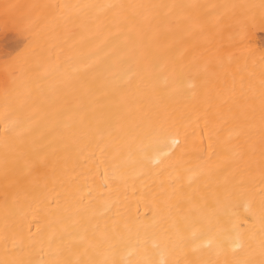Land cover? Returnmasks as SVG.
I'll list each match as a JSON object with an SVG mask.
<instances>
[{"label": "bare ground", "instance_id": "bare-ground-1", "mask_svg": "<svg viewBox=\"0 0 264 264\" xmlns=\"http://www.w3.org/2000/svg\"><path fill=\"white\" fill-rule=\"evenodd\" d=\"M259 3L0 0V261L258 262L264 26L219 5Z\"/></svg>", "mask_w": 264, "mask_h": 264}, {"label": "snow or ice", "instance_id": "snow-or-ice-1", "mask_svg": "<svg viewBox=\"0 0 264 264\" xmlns=\"http://www.w3.org/2000/svg\"><path fill=\"white\" fill-rule=\"evenodd\" d=\"M9 6L5 5L7 9ZM46 7H51L53 9H63L69 6L67 5H49ZM85 7H96V6H85ZM100 8H107L113 10H123L125 8H135V9H152L157 7H185V6H161V5H122V4H109V5H101ZM225 11V14L228 15L229 19H235L238 15L243 14L245 16H250L252 22H258L264 26V0H260V3L257 4H245V5H238V4H223L219 5ZM259 9V16L257 18L256 10ZM238 10H246L241 13ZM7 16V11L5 12ZM196 84L192 81H189L187 84L188 89H195ZM259 102V111H260V121H261V133H262V144H264V82H262L261 92L258 98ZM171 146H179V140L172 138L170 140ZM261 164L264 166V148L261 150ZM155 162V161H154ZM262 201H261V212L259 216L260 221V235H259V255L260 260L257 262L251 258H249L252 254V245L251 243H246L243 239H241L240 235L237 234L235 240L232 242L230 252H231V259H225L224 264H264V190H262ZM227 196V194H226ZM255 240V237L251 238ZM15 247V246H14ZM22 251V250H21ZM219 255V254H217ZM0 264H29V262L19 260V259H12L9 261H0ZM92 264H109L108 260H101V261H93ZM201 264H220L219 260H204Z\"/></svg>", "mask_w": 264, "mask_h": 264}, {"label": "rangeland", "instance_id": "rangeland-1", "mask_svg": "<svg viewBox=\"0 0 264 264\" xmlns=\"http://www.w3.org/2000/svg\"><path fill=\"white\" fill-rule=\"evenodd\" d=\"M6 42H15L16 44H14L7 51L3 49V51L0 50V62H7V60L13 59L17 54H19L22 48L21 41H17V39L15 40V38L11 36V33H4L0 31V48L2 45L4 46Z\"/></svg>", "mask_w": 264, "mask_h": 264}]
</instances>
